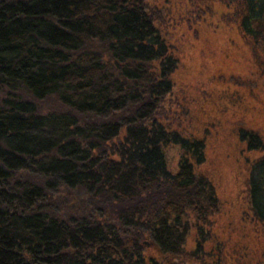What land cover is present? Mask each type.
<instances>
[{
    "label": "trees",
    "instance_id": "obj_1",
    "mask_svg": "<svg viewBox=\"0 0 264 264\" xmlns=\"http://www.w3.org/2000/svg\"><path fill=\"white\" fill-rule=\"evenodd\" d=\"M162 3L0 0V264H161L149 245L168 264L214 257L203 223L219 198L196 172L206 141L163 112L188 34ZM228 4L264 52V0ZM237 133L264 151L256 130ZM169 145L180 150L175 171ZM247 186L264 231V153Z\"/></svg>",
    "mask_w": 264,
    "mask_h": 264
},
{
    "label": "rangeland",
    "instance_id": "obj_2",
    "mask_svg": "<svg viewBox=\"0 0 264 264\" xmlns=\"http://www.w3.org/2000/svg\"><path fill=\"white\" fill-rule=\"evenodd\" d=\"M159 1L176 16L179 34H188L178 40L182 59L163 112L174 127L205 139V161L196 172L213 181L219 198L218 211L203 223L204 249L214 257L205 255L198 264H264V231L251 222L247 186L250 163L264 151L248 150L237 133L253 129L264 140V52L253 51L248 37L246 42L230 22L229 0ZM165 155L175 171L179 148L166 146ZM189 236L186 248L192 249L195 241ZM146 254L169 263L153 245Z\"/></svg>",
    "mask_w": 264,
    "mask_h": 264
}]
</instances>
